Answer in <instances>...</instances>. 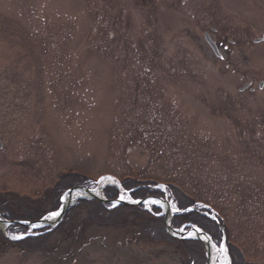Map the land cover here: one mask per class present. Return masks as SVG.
Segmentation results:
<instances>
[{
    "label": "rangeland",
    "instance_id": "obj_1",
    "mask_svg": "<svg viewBox=\"0 0 264 264\" xmlns=\"http://www.w3.org/2000/svg\"><path fill=\"white\" fill-rule=\"evenodd\" d=\"M262 34L264 0H0V200H45L44 210L66 172L87 176L88 188L129 178L163 193L144 198L163 226L141 240L131 225L89 223L74 210L58 231L65 214L51 230L0 228L9 242L0 236V264H187L173 240L197 239L171 236L151 197L174 214L199 210L219 225L213 245L264 264ZM165 184L195 207L178 209ZM47 234V249L13 244Z\"/></svg>",
    "mask_w": 264,
    "mask_h": 264
},
{
    "label": "trees",
    "instance_id": "obj_2",
    "mask_svg": "<svg viewBox=\"0 0 264 264\" xmlns=\"http://www.w3.org/2000/svg\"><path fill=\"white\" fill-rule=\"evenodd\" d=\"M88 177L79 173H71L66 172L60 176V178L56 181L54 186L52 187V191L47 192L49 202L43 207L44 210H41V207L45 204V200L41 201V205H36V203L28 202L25 200L18 201H3L0 200V217L3 219H7L9 221H25L32 222L41 219L44 216L46 210L54 211L58 208L60 195L71 187L80 186L85 184L88 181ZM125 190L129 192V196L132 199H144L148 196H158L162 197L163 193L158 189H152L151 187L156 186V182L154 181H146L143 182L149 187L140 186L141 182L135 179L126 178L123 181L119 182ZM166 185V184H165ZM166 190L169 192L171 198L176 202L177 208L182 210L188 207H191L196 204L195 200L192 198V195L186 194L181 191L177 186L167 184ZM103 196L107 201H112L117 199L120 196V193L116 187L107 186L103 189ZM45 201V202H44ZM44 202V203H43ZM43 204V205H42ZM50 204V207L48 205ZM151 212H148L147 209L142 205H117L112 207L111 203H101L99 200L91 199H78L73 207H70L68 211L65 213L64 222L60 223L54 231L60 230L63 225H66L71 217L72 212L74 210L84 209V219L93 224L100 225H131L132 228L140 232L137 237V240H141L144 238V230L155 225L163 226V218L162 216H156L159 209L155 206L150 207ZM18 210L20 213H15ZM196 211H183L179 214H174L170 219V226L172 228H177L179 224L190 222L199 227L204 233H206L211 239L218 243L221 238V232L219 229V225L213 220H210L208 217L203 216ZM47 212V211H46ZM219 221V220H218ZM220 227L224 230L225 227L222 222H219ZM19 229L22 231H26L24 225L21 224H12L8 227V230ZM227 232V229H226ZM1 239L7 243V239H5L1 234ZM45 236H35V237H26L24 239L15 241L13 244L21 247L26 251H37L47 249V241ZM176 243L177 248L186 249L190 253V258H187V264H203L204 263V253L202 249V244L198 240H173ZM227 252L231 259V264H244L242 260V256L240 253H236L234 250V246L231 244H227Z\"/></svg>",
    "mask_w": 264,
    "mask_h": 264
},
{
    "label": "water",
    "instance_id": "obj_3",
    "mask_svg": "<svg viewBox=\"0 0 264 264\" xmlns=\"http://www.w3.org/2000/svg\"><path fill=\"white\" fill-rule=\"evenodd\" d=\"M205 39L206 41L208 42V44L210 45L211 49L213 50V52L215 53V55L217 56H220V54L218 53V50H217V47L216 45L209 39V37L205 34ZM261 40H264V34H262V37L261 38H257L255 39L254 41L255 42H259ZM2 148V143L0 141V149ZM110 186H113V187H116L120 193H128L127 191H125L124 189L121 188V186L119 184H115V185H110ZM75 190H84L86 193H89L90 192V188L88 187H85V186H80V187H75V188H71L69 189L68 191L66 192H72V191H75ZM120 198V197H119ZM115 199V200H112V201H107L103 195H100V196H94V195H91V198L90 199H99L103 202H109L111 203V205H120V204H123V205H144L145 203V200L144 199H141V200H137V201H126V200H121V199ZM152 199H156L158 201H162L164 203H166L168 205V202L166 199H161V198H156V197H151ZM82 199H87V198H82ZM61 204H60V207L58 209V211L56 212H59V215L57 217V219L54 221L53 224H50L51 227H50V230L52 228H54L55 225H57L58 222L61 221V219L63 218L66 210L68 209V206L67 204L63 205L62 201H60ZM176 212V211H174ZM164 215L166 216V214L164 213ZM167 217V216H166ZM45 217L37 220V221H32V222H12V221H8V220H5V219H0V224L4 226V228H6L8 225L10 224H13V223H17V224H21V225H25L27 227L29 226H33V225H41V223L44 221ZM165 225H166V229L167 231L169 232V234L173 237H176V238H180V236H183L184 238H192L193 239H197V240H200L202 242V244L205 246V244L203 243V241L198 238L199 235H204V236H207L202 230L200 231H197V227H191L189 229V231H184L182 229H174V228H171L169 226V222L168 220L165 219ZM3 231V229H1V232ZM188 232H193L194 233V236H191V237H188ZM208 237V236H207ZM209 238V237H208ZM206 254L208 255L207 251H206Z\"/></svg>",
    "mask_w": 264,
    "mask_h": 264
},
{
    "label": "bare ground",
    "instance_id": "obj_4",
    "mask_svg": "<svg viewBox=\"0 0 264 264\" xmlns=\"http://www.w3.org/2000/svg\"><path fill=\"white\" fill-rule=\"evenodd\" d=\"M107 178L108 177H104V179H102L99 182V184H97L96 187H90L89 193H86L84 190H75L72 192L65 193L61 199L63 205H65V204L70 205V204L74 203L77 199H82V198H87V200H89L91 198V195H94V196L103 195V189L105 187L117 184L116 180L113 179L112 177H111V179H107ZM123 194L124 193H122V192L120 193L119 199H121V197H123ZM123 200L128 201L127 199H123ZM151 201L156 202V203H150V204H154V205L160 207V209L163 211V213L166 214L167 220L169 222L170 219L172 218V216L174 215V213H172V212H174V211H172V207L170 205H167L166 203H164L162 201H158L156 199L151 200ZM50 215H51V213L45 217V219L41 223V225H50V224L54 223V221L57 219L58 216H56L55 219H49L48 217ZM0 228L3 229L4 226L0 224ZM190 235L194 236V233L190 232ZM198 238H200L203 241V243L205 244L204 247L206 248L207 253H208L209 264H221V261L224 259V256L220 252V249H218L215 245H213L212 241H210V239L207 236L199 235ZM228 264H229V260H228Z\"/></svg>",
    "mask_w": 264,
    "mask_h": 264
},
{
    "label": "snow or ice",
    "instance_id": "obj_5",
    "mask_svg": "<svg viewBox=\"0 0 264 264\" xmlns=\"http://www.w3.org/2000/svg\"><path fill=\"white\" fill-rule=\"evenodd\" d=\"M104 179V178H102ZM107 179H111V177H108ZM121 199L123 200L124 197H121ZM148 203H156L155 201H148ZM115 205H113L114 207ZM172 208L173 210L175 211L176 210V206L175 205H172ZM59 213L58 212H53L51 213V215L48 217L49 219H55L56 216H58ZM197 231H200V229H197ZM21 237H18V236H14L12 237V239H20ZM220 252L223 254L224 256V259L221 261V264H228V259H227V250L221 246L220 247Z\"/></svg>",
    "mask_w": 264,
    "mask_h": 264
},
{
    "label": "flooded vegetation",
    "instance_id": "obj_6",
    "mask_svg": "<svg viewBox=\"0 0 264 264\" xmlns=\"http://www.w3.org/2000/svg\"><path fill=\"white\" fill-rule=\"evenodd\" d=\"M220 45H222V43H220ZM226 47V46H225Z\"/></svg>",
    "mask_w": 264,
    "mask_h": 264
}]
</instances>
